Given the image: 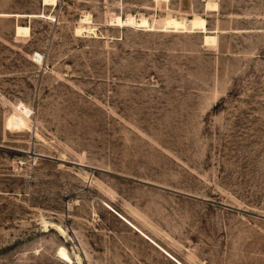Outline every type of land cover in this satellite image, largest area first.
<instances>
[{
  "label": "rangeland",
  "instance_id": "obj_1",
  "mask_svg": "<svg viewBox=\"0 0 264 264\" xmlns=\"http://www.w3.org/2000/svg\"><path fill=\"white\" fill-rule=\"evenodd\" d=\"M0 264H264V0H0Z\"/></svg>",
  "mask_w": 264,
  "mask_h": 264
},
{
  "label": "bare ground",
  "instance_id": "obj_2",
  "mask_svg": "<svg viewBox=\"0 0 264 264\" xmlns=\"http://www.w3.org/2000/svg\"><path fill=\"white\" fill-rule=\"evenodd\" d=\"M212 3L208 2L207 7L211 8ZM113 18V17H112ZM155 18V17H154ZM114 20L117 23H133V24H139V25H144V26H150L151 24L149 23L150 21L147 20V17L141 16L139 19H137L134 15H128L126 18L121 17L120 15L114 16ZM152 20V19H151ZM84 18L82 22H84ZM113 21V20H112ZM89 22V21H88ZM156 22V21H155ZM154 24V23H153ZM132 25V24H131ZM163 25L165 27H171L174 30L182 29V30H193L196 27H199L200 30L205 31V41H210L215 38V34H209L208 29L206 27V19L200 15H195L193 18L187 20L184 17H176L174 15H167L164 20H163ZM85 26L81 24L79 27H77L76 31L77 33H80L82 29ZM88 27L91 28V26L88 25ZM161 27V26H160ZM164 27V28H165ZM94 28V27H93ZM155 28V27H154ZM170 28V29H171ZM89 29V28H88ZM198 29V28H196ZM169 30V29H168ZM195 30V29H194ZM180 31V30H179ZM88 33V32H87ZM93 33V32H92ZM83 34V33H82ZM81 35V34H80ZM95 36V34H94ZM215 40V39H214ZM216 41V40H215ZM213 42V41H212ZM208 43V42H207ZM34 59L37 61L41 58V54L39 52H36L35 55L33 56ZM33 59V60H34ZM59 229V228H58ZM62 229V228H61ZM60 230V229H59Z\"/></svg>",
  "mask_w": 264,
  "mask_h": 264
}]
</instances>
